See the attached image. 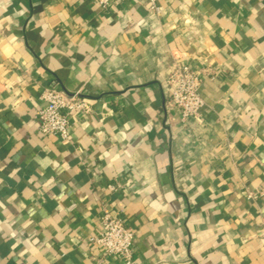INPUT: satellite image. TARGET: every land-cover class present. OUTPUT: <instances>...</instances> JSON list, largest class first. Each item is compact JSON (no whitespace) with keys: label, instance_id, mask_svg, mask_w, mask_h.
Returning <instances> with one entry per match:
<instances>
[{"label":"crops","instance_id":"1","mask_svg":"<svg viewBox=\"0 0 264 264\" xmlns=\"http://www.w3.org/2000/svg\"><path fill=\"white\" fill-rule=\"evenodd\" d=\"M160 4L0 0V264H124L91 241L104 210L134 264H264V0ZM174 56L202 75L186 122ZM49 86L90 106L69 141L39 129Z\"/></svg>","mask_w":264,"mask_h":264},{"label":"built area","instance_id":"2","mask_svg":"<svg viewBox=\"0 0 264 264\" xmlns=\"http://www.w3.org/2000/svg\"><path fill=\"white\" fill-rule=\"evenodd\" d=\"M101 9L106 10L116 3L126 0H95ZM151 13L160 16L163 7L161 0H147ZM202 75L188 64H181L177 56L173 57L165 89L169 95V106L179 110L182 121L198 118L205 101L201 94ZM42 98L46 102L44 108L37 113L41 133L46 136L58 137L64 141L70 140L71 115L74 112L88 114L90 106L79 93L70 94L64 89L48 87ZM115 190L114 187L110 188ZM264 197V183L250 197ZM102 232L98 238L91 241L100 246L106 256L115 257L124 264H134L136 233L126 222L122 214L104 210L102 214Z\"/></svg>","mask_w":264,"mask_h":264}]
</instances>
